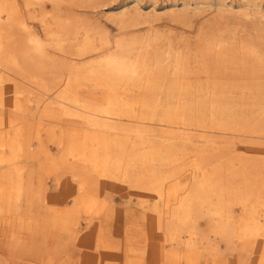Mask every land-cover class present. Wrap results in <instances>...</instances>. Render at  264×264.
<instances>
[{"label": "bare ground", "instance_id": "6f19581e", "mask_svg": "<svg viewBox=\"0 0 264 264\" xmlns=\"http://www.w3.org/2000/svg\"><path fill=\"white\" fill-rule=\"evenodd\" d=\"M62 1L0 0V89L48 96V114L111 138L110 177L154 197L151 210L172 240L190 248L202 239L217 254L240 232L264 262V159L239 146L264 147V39L215 27L200 32L195 53L191 42L161 48L156 37L111 50L87 30L79 42L83 26L63 15ZM71 137L68 154H81ZM185 172L191 182L175 191ZM172 197L177 206L163 215Z\"/></svg>", "mask_w": 264, "mask_h": 264}, {"label": "rangeland", "instance_id": "374dc122", "mask_svg": "<svg viewBox=\"0 0 264 264\" xmlns=\"http://www.w3.org/2000/svg\"><path fill=\"white\" fill-rule=\"evenodd\" d=\"M58 7L65 17L81 22L79 42L87 30L97 46L104 41L111 50L119 40L146 43L156 37L161 48L167 42L182 48L191 42L195 53L200 32L215 27L257 44L264 39V0H64ZM179 13L187 20L173 21ZM30 23L41 35L39 21ZM4 88L0 264H264L260 251L240 240V232L233 246L223 243L217 254L202 239L190 248L172 240L151 210L154 197L110 177L112 168L116 174L114 159L107 154L111 138L61 118L59 112L48 114V96L25 92L27 98ZM71 135L82 146L74 157L67 151ZM239 146L254 160L264 159V147ZM255 148L263 152L257 154ZM190 179L185 172L173 189L181 190ZM79 183L83 190L76 201ZM173 206H161L162 214L174 210L176 202ZM257 211L264 215L261 207Z\"/></svg>", "mask_w": 264, "mask_h": 264}]
</instances>
